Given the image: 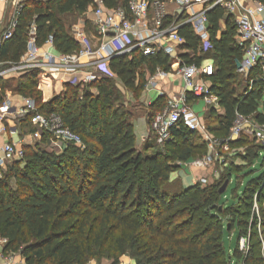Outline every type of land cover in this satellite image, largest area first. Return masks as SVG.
Returning a JSON list of instances; mask_svg holds the SVG:
<instances>
[{
	"label": "trees",
	"instance_id": "obj_1",
	"mask_svg": "<svg viewBox=\"0 0 264 264\" xmlns=\"http://www.w3.org/2000/svg\"><path fill=\"white\" fill-rule=\"evenodd\" d=\"M258 1L264 4V0ZM129 3L104 0L108 9L128 11ZM91 5L92 0L25 2L12 38L0 45V69L21 61L28 49L32 24L37 46L43 47L52 39L59 53H79L81 45L61 16L85 14ZM208 19L213 49L205 54L190 25L182 27L179 34L186 40L182 59L187 64L200 67L204 61L214 62L211 91L224 115L212 110L210 118L217 122L212 131L230 134L237 114L254 116L264 125V83L250 85L243 80L245 88L242 93L238 91L242 77L237 69L244 53L236 43L232 19L218 8L209 13ZM222 21L226 24L224 31ZM172 63L162 52L148 57L139 52L114 57L109 64L113 78H101L83 89L68 84L62 95L47 103L38 89L39 70L17 80L0 79V105L6 90L31 98L37 113L57 115L64 128L86 147L69 143L62 153L52 152V136L42 131L35 146L24 147V160L7 168L0 179V239L5 241V253L21 254L25 264H87L90 259L103 257L120 264V258L129 251L137 264H223L222 257L227 254L225 222L230 226L228 232L238 231L237 245L228 257L242 264H264L256 246H250L246 253L240 251L238 242L249 240L251 226L237 217L234 203L226 205L227 195L220 194L221 184L164 188L180 165L190 161L198 147L207 145L200 133L180 125L171 130V139L164 145L152 137L141 150L136 147L132 114L120 103L117 83L141 91L148 73L153 75L157 69L169 72ZM138 80L143 81L139 87ZM46 84L47 80L42 87ZM165 104L164 98L158 99L153 115ZM19 126L23 134L36 132L29 117L19 121ZM262 152L264 149L252 148L245 159L257 160ZM249 183L255 189L261 187L264 198V172ZM254 196L250 192L249 200ZM200 212L198 220L195 214ZM260 215L264 235V201Z\"/></svg>",
	"mask_w": 264,
	"mask_h": 264
},
{
	"label": "built area",
	"instance_id": "obj_2",
	"mask_svg": "<svg viewBox=\"0 0 264 264\" xmlns=\"http://www.w3.org/2000/svg\"><path fill=\"white\" fill-rule=\"evenodd\" d=\"M27 1L11 0L10 5L14 13L9 21H0V45L12 38L17 27L18 14ZM91 7L94 8L92 22L99 35L98 45L93 46L87 38L76 39L81 45L80 52L61 54L56 50L52 39L43 47L37 46L36 28L32 24L28 33L27 52L17 64L0 69V79L16 80L32 70H39V84L40 82L43 84L54 71L60 69L64 73L65 84L74 86L81 84L85 87L101 78L114 77L109 67L114 57L131 56L134 52L148 57L162 52L173 60L171 69L182 79L184 91L170 96L159 90L158 99L164 98L166 104L163 110L153 115L148 140L155 137L158 144L164 145L171 139V130L180 125L202 134L198 115L191 109L189 96L194 100L207 102L219 113L217 108L220 107V103L211 91L210 80L215 75L216 68L212 60L204 61L200 67L187 64L182 59L185 53L182 47L186 40L179 31L182 27L190 25L201 40V53L205 54L212 50L208 15L218 8L226 17L232 19L236 30V43L244 53L243 60L238 64L237 73L244 79L245 84L264 83V4L258 0H130L128 11L121 8L108 9L104 0H92ZM170 7L174 9L170 10ZM81 59H86L87 62L81 63ZM86 68L88 70H85ZM168 73L157 69L151 76L147 89H158ZM78 75H81L80 80L76 78ZM27 117L36 128L31 137L40 141L42 131L51 134L49 148L52 152L62 153L69 143L80 142L78 136L64 128L57 115L47 117L37 113L35 100L25 98L24 105L17 107L6 94L3 104L0 105V132L8 133L5 127L7 123L14 125H11L10 131L18 134L19 121ZM249 118L251 116L237 114L231 132L240 135L242 129L238 125ZM227 141L230 142L232 139ZM32 144L27 142V137L24 136L23 140L11 141L0 146V179L3 178V168L6 170L7 160L10 159L11 163L23 161L24 147L35 146ZM21 262L13 260L8 264Z\"/></svg>",
	"mask_w": 264,
	"mask_h": 264
},
{
	"label": "rangeland",
	"instance_id": "obj_3",
	"mask_svg": "<svg viewBox=\"0 0 264 264\" xmlns=\"http://www.w3.org/2000/svg\"><path fill=\"white\" fill-rule=\"evenodd\" d=\"M93 10L94 8L92 7L89 9L90 15L75 13L73 15L61 16V19L75 39H90L92 45L95 46L96 42H94L92 35L95 37H98L99 35L92 22V19L91 21L88 20L89 17H92ZM80 77L81 75H78L76 78L80 80ZM148 78L149 76L147 75V84L151 77L149 79ZM241 80L242 82L238 86L239 93H242L245 88V84L243 82L244 79L242 78ZM142 82V80H138L137 87H139ZM147 84L143 90L138 91L139 89L130 90L127 89L122 83H117L116 92L121 98L120 103H122V105H124L125 108L131 112V120L135 119L138 115L137 108H139L142 104V101H144L143 96L147 90ZM78 86H80L81 89L84 88L81 84ZM6 94L10 99H18L17 97H21V95L17 94V92L12 89L6 90ZM41 94L43 97L42 91ZM200 104L203 105V111L200 115L201 117L198 116L202 129L201 138L205 143H207V145L198 147L195 151V156L187 163L180 165V170L172 176L168 183L164 184V188L167 190H180L198 184L203 187L210 185L216 187L221 184L220 188H222L224 184L228 182L227 189L223 194H221L227 195L224 199L226 201V205L234 203L237 217L241 221L248 222L251 226L250 231L247 233L249 240L246 239V242H244V238L240 239L238 242V247L240 251L246 253L249 250V247L254 245L259 250V253L264 257V235L260 225V208L264 201L263 190L261 187L255 189V186H248L252 179L259 177L262 172H264V152L259 154V158L257 160H252L253 163L252 161L250 162L249 160L245 159L250 149L255 148L258 151H262L264 149V125H261L258 121H256L254 116H251V118L238 125L242 129L240 135H234L232 132L227 135L225 133H216L212 130H214L213 128L217 127V122L210 118V114L213 110L212 106L207 104L205 101H200ZM195 105H197V103L191 105L190 102L191 109L194 113ZM261 107L264 108L263 103ZM217 109L222 108L219 107ZM11 125L12 124L7 123L5 125L8 133L11 132L10 128L14 126ZM17 128V133L19 136L17 140H23L24 136H29V141L27 142L32 141V145L38 143L31 140L30 135L26 133H24V135L19 124ZM228 139H232V141L228 142ZM231 142L233 144H230ZM73 143L78 148H86L81 140L79 143ZM11 162L12 161L10 159L7 160L6 170L12 166L13 163ZM6 170L3 168L2 171L6 172ZM10 184L12 187H16L15 181H11ZM252 191L253 195L255 196L252 201H250L249 194ZM195 215L196 217H199V220L201 212L196 213ZM202 220H205V218H202ZM228 226L229 225H226L224 222V246L227 254L225 256L223 255L221 261L223 264H242L239 260L228 257L230 254H233V250L237 245L238 232L236 229L228 232L230 230V226L229 230ZM5 245V242L0 239V264H8L9 261L13 262V260L16 262L22 261L21 264H24V258L21 256V254L13 253L15 254L13 256L12 253H5ZM112 263V259L103 257L98 259H90L87 264ZM120 264H137V260L133 256V253L129 251L125 256L120 258Z\"/></svg>",
	"mask_w": 264,
	"mask_h": 264
},
{
	"label": "crops",
	"instance_id": "obj_4",
	"mask_svg": "<svg viewBox=\"0 0 264 264\" xmlns=\"http://www.w3.org/2000/svg\"><path fill=\"white\" fill-rule=\"evenodd\" d=\"M11 0H0V21H9L12 14L14 13V9L10 5ZM90 9V8H89ZM89 9L85 13L87 15L89 14ZM174 7H170V10H173ZM92 17L88 18V20L91 21ZM225 22H221V31L225 30ZM92 35V34H91ZM92 38L94 42H96L95 46L99 44V38L92 35ZM75 39V38H74ZM91 41L90 39H88ZM76 41V39H75ZM77 42V41H76ZM47 47H44V50H46ZM86 59H81V63H86ZM85 70H88L86 68ZM149 78L152 76L148 73ZM148 78V79H149ZM64 73L60 69H57L54 71V74L49 78L47 81L46 87H42V82H40L38 89L43 92V102L47 103L51 101L53 98L62 95L67 88L68 84L64 83ZM165 91L168 95L172 96L177 93H182L184 91V85L182 82V79L174 72V70H170L168 73V76L162 81L158 87V89H147L144 93L142 104L139 108H137L138 115L135 119L132 120V125L134 128V132L136 135V147L138 150H141L145 143L147 142L149 135L151 133V122L153 115V110L155 108L153 105H155L156 101L158 100V93L159 90ZM94 92V90H93ZM82 96V95H81ZM18 99H10L13 102L14 106L21 107L24 105V99L25 97H17ZM197 100H191V105L197 103V105L194 106L195 113L200 116L202 113V107L203 105L200 104V101ZM17 102V103H15ZM220 108H222L220 106ZM220 115H224V110L218 109ZM222 111V112H221ZM201 117V116H200ZM1 128V126H0ZM18 134H14L12 132L10 133H2L0 132V146L11 142L16 141L18 138ZM29 137V136H28ZM27 137V141H29ZM31 140L39 142V140L34 139V137H30ZM29 143H33L32 141Z\"/></svg>",
	"mask_w": 264,
	"mask_h": 264
},
{
	"label": "water",
	"instance_id": "obj_5",
	"mask_svg": "<svg viewBox=\"0 0 264 264\" xmlns=\"http://www.w3.org/2000/svg\"><path fill=\"white\" fill-rule=\"evenodd\" d=\"M227 186H228V182H226L224 186L220 189V194H223L225 192V190L227 189ZM228 230H229V226H228Z\"/></svg>",
	"mask_w": 264,
	"mask_h": 264
},
{
	"label": "bare ground",
	"instance_id": "obj_6",
	"mask_svg": "<svg viewBox=\"0 0 264 264\" xmlns=\"http://www.w3.org/2000/svg\"><path fill=\"white\" fill-rule=\"evenodd\" d=\"M45 82H46V80H45ZM45 82L42 84V86L45 84Z\"/></svg>",
	"mask_w": 264,
	"mask_h": 264
}]
</instances>
